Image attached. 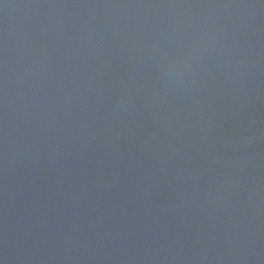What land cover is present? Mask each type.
Wrapping results in <instances>:
<instances>
[{
  "label": "water",
  "instance_id": "95a60500",
  "mask_svg": "<svg viewBox=\"0 0 264 264\" xmlns=\"http://www.w3.org/2000/svg\"><path fill=\"white\" fill-rule=\"evenodd\" d=\"M0 264H264V0H0Z\"/></svg>",
  "mask_w": 264,
  "mask_h": 264
}]
</instances>
